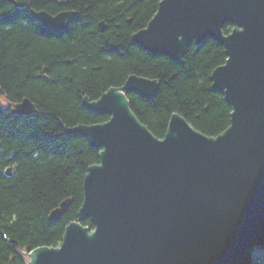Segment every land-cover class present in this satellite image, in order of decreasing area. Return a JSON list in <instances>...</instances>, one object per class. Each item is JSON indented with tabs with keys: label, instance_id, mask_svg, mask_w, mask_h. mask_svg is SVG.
<instances>
[{
	"label": "water",
	"instance_id": "95a60500",
	"mask_svg": "<svg viewBox=\"0 0 264 264\" xmlns=\"http://www.w3.org/2000/svg\"><path fill=\"white\" fill-rule=\"evenodd\" d=\"M32 15L63 32L77 12ZM208 37L226 54L210 73L211 88L230 106L226 128L208 136L174 112L163 137L156 136L131 110L127 94L153 98L157 78L132 73L95 99L83 95L84 108L108 119L64 131L99 149L98 162L87 167L76 219L60 242L23 251V264H250L264 246V0H160L131 41L179 61L192 42ZM35 111L28 97L11 108ZM69 205V198L61 201L49 220ZM86 218L92 229L81 223Z\"/></svg>",
	"mask_w": 264,
	"mask_h": 264
},
{
	"label": "trees",
	"instance_id": "16d2710c",
	"mask_svg": "<svg viewBox=\"0 0 264 264\" xmlns=\"http://www.w3.org/2000/svg\"><path fill=\"white\" fill-rule=\"evenodd\" d=\"M15 1L22 6L0 0V264H23V251L57 245L76 219L84 174L98 162L99 149L64 127L109 117L84 108L83 95L95 99L132 73L157 78L153 98L132 92L127 98L158 137L174 112L208 136L222 132L230 114L222 94L211 88V71L226 59L218 41L192 42L179 61L132 43L131 34L146 25L160 0ZM32 10H75L77 16L67 30L54 32ZM23 97L35 103V113H11L10 104ZM65 198L68 209L50 221V211ZM81 223L93 228L89 218Z\"/></svg>",
	"mask_w": 264,
	"mask_h": 264
}]
</instances>
